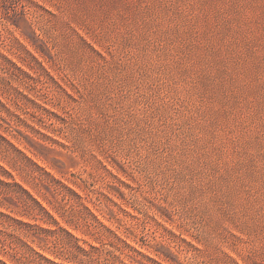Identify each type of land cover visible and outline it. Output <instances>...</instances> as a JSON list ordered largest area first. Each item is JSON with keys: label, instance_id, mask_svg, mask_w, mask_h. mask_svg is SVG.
<instances>
[{"label": "rangeland", "instance_id": "rangeland-1", "mask_svg": "<svg viewBox=\"0 0 264 264\" xmlns=\"http://www.w3.org/2000/svg\"><path fill=\"white\" fill-rule=\"evenodd\" d=\"M0 134L8 264H264V0H0Z\"/></svg>", "mask_w": 264, "mask_h": 264}, {"label": "trees", "instance_id": "trees-1", "mask_svg": "<svg viewBox=\"0 0 264 264\" xmlns=\"http://www.w3.org/2000/svg\"><path fill=\"white\" fill-rule=\"evenodd\" d=\"M31 55V54H29ZM31 57L34 59V57L31 55ZM35 60V59H34ZM12 66H14V68L19 71L20 73H22L23 75L25 76H28L30 77L29 75H27L20 67L16 66L14 63L10 62ZM31 78V77H30ZM1 144H7L10 148L14 149L15 151L19 152L22 154V152H20L16 147L15 145L10 142L9 140H7L3 135L0 134V146ZM0 197H3V195H6V196H11L8 194V187L10 184H12L13 186L16 187V189L18 190L19 193L23 194L26 199H28L29 201H31L33 203V205L38 209L39 213L35 214L34 216L32 217H35L36 215H40V211L45 215L47 216L51 221L52 223H54V225L58 226V223L53 219V217L47 212V210L41 206L40 202L33 197V195L28 191L26 190L25 188H23L19 183H17L13 178L12 176L10 175L9 172H7L2 166H0ZM6 179L8 180H11V182H8L6 181ZM6 188L5 190H3V188ZM67 191L75 196L78 197V195L73 192V190H71L70 188L64 186ZM0 207H8V206H5V204L3 202L0 201ZM9 209V208H7ZM29 209V208H28ZM0 216H7L5 215L3 212L0 211ZM95 222L101 227L103 228L107 233L109 234H112L113 237L115 239L118 240L117 236L111 231L109 230L108 227H106L101 221H99L96 217H93ZM59 229L64 232L68 237H70L71 239H73L75 242H78L76 238H74L66 229L62 228L59 226ZM107 239V238H106ZM109 245L112 247V244L109 242ZM103 247V246H101ZM31 252L37 254L39 257H41V259H43L44 261L48 262L49 264H58L56 262H54L53 260H49L48 258H46L45 256H42L41 254H38L35 250H33L32 248L28 247ZM89 250H85L84 248L80 247V246H77L76 248V254L74 257H71V258H65V260L68 261V263H73V264H87V263H94V264H107V261L105 259H101L99 257V254L102 253V252H105V253H108L109 255L112 254L113 250H105V249H101V248H97L95 246H89ZM125 249H129L128 251H135L137 252L136 250H134L133 248H131L129 245H125L124 247ZM138 254H140L139 252H137ZM82 256L84 257L83 258H79L78 256ZM113 255V254H112ZM150 260V258L148 259ZM153 262V261H152ZM0 264H8L6 263V261H3L0 259Z\"/></svg>", "mask_w": 264, "mask_h": 264}]
</instances>
